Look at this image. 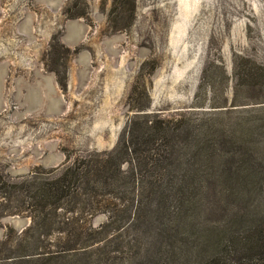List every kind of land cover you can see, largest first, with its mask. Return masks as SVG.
I'll list each match as a JSON object with an SVG mask.
<instances>
[{
	"label": "rangeland",
	"instance_id": "1",
	"mask_svg": "<svg viewBox=\"0 0 264 264\" xmlns=\"http://www.w3.org/2000/svg\"><path fill=\"white\" fill-rule=\"evenodd\" d=\"M256 68L264 73V0H0V264H96L108 252L116 264H205L210 229L264 227V78L244 74ZM134 123L163 124L147 138L171 161L154 176L130 155L122 171L135 165L137 180L93 179L92 203L33 199L76 159L122 156ZM180 180L193 226L177 235L165 201ZM133 189L160 209L97 250L90 229L107 217L92 207L123 205Z\"/></svg>",
	"mask_w": 264,
	"mask_h": 264
},
{
	"label": "trees",
	"instance_id": "2",
	"mask_svg": "<svg viewBox=\"0 0 264 264\" xmlns=\"http://www.w3.org/2000/svg\"><path fill=\"white\" fill-rule=\"evenodd\" d=\"M247 65H243V68ZM257 69V68H256ZM248 69L244 72L245 76L249 79H253L254 81L257 78H264V73L260 75L259 69ZM264 70V69H263ZM235 100V97H234ZM236 101L232 103V106H237ZM227 107V106H222ZM138 124L134 123L132 125V132L130 140L128 143L125 141L123 144V154L120 157H114L111 153L106 154L107 158H97V159H76L71 165H66L64 170L60 174V176L54 180H47L42 187H37L36 194L33 196L34 200L45 201L55 204V208L61 207V203L65 200L72 203L73 201H79L84 197V200H89L90 203L92 196L90 195V191L93 189L91 186V181L102 182V185H110L108 180L114 179L117 180L120 175H125L126 178L135 181L136 177V167L132 166L131 176H126L125 172L122 171V164L126 162L128 156L135 155L136 160L131 158L132 162H136L138 164L140 172L148 171L151 167V176H154V167L159 166V164H163L161 162L171 161V154L167 156V153H162L159 155L151 154L152 144L154 140H150L149 137L152 134H149V131L154 129H163V124H159L158 126H148V123H145L146 128L140 129ZM210 131H208L205 127H203L200 133L197 134V137L200 138V144H203L207 138L210 136ZM157 139V138H156ZM119 145V144H118ZM118 145L115 147L117 149ZM114 149V151H115ZM212 152V151H211ZM130 160V159H129ZM135 160V161H134ZM124 177V176H123ZM251 178L252 180H259L262 175L257 174V172H253L247 178ZM80 182L82 188L86 191L83 192L80 187L72 189L76 183ZM254 182V181H253ZM168 181L166 182V184ZM259 184V182H257ZM168 186V185H166ZM91 190H89V188ZM205 188V186L203 187ZM183 180H180L179 187L170 193H166V204L170 200V204L174 203L175 205L172 207L171 213H169V218L172 223L170 231L175 234H179L183 231L184 228L192 227L193 221L192 214L188 213L189 208L186 204V195L183 194L184 191ZM89 190V192H87ZM122 191L119 189H114L113 193L116 198L120 201L124 199L120 194ZM124 194H128L129 200L125 201L126 203H104L103 201H97L96 206L92 207L94 210L99 209V213L106 215V221L103 224H100L98 228L92 227L90 229L91 234V242L94 245H97V250L103 249L99 245V242H102L101 238H105V236L113 231V233H118L117 239L126 233L129 230H132L134 227H138L139 225H146L149 217V213L153 209H160L159 205L149 204L146 200L147 195L144 190H132L131 192L123 191ZM111 193V191H110ZM156 195V192L153 193ZM103 198L99 196L98 199ZM44 202V203H45ZM40 204L41 208H45V204ZM192 203V201H191ZM91 206V205H90ZM84 209L86 208L83 207ZM152 213V212H151ZM129 218V222L126 219ZM38 223L41 228L55 225L54 222L46 223ZM74 221H67V225L71 227L68 229L70 233H74L76 236L80 230L79 223L74 218ZM164 225V223H163ZM165 230V229H164ZM193 230V229H192ZM187 232V231H186ZM227 238L225 242H221L219 238ZM100 240V241H98ZM204 242L207 243V246L204 249L198 251V253H202L205 255L206 262L205 264H264V227L255 225L253 227L244 228L242 230H237V235L234 237L232 233L227 230H222L221 233L215 232L213 229L208 231V234L204 237ZM116 247L118 245L115 243ZM183 247H180L179 251L181 252ZM117 252V251H116ZM115 252V253H116ZM114 253V254H115ZM204 253V254H203ZM111 252L104 254L105 259L99 258L97 259L96 264H109L111 261L112 264H116L118 260H123L121 257L114 256L112 258L108 257L111 255ZM167 254V253H166ZM193 256H196V252L192 253ZM245 254V255H244ZM201 255V256H202ZM163 259L166 258L165 255L161 256ZM60 258V257H56ZM182 257H178V263L181 264ZM119 264V263H118ZM131 264V263H129Z\"/></svg>",
	"mask_w": 264,
	"mask_h": 264
}]
</instances>
